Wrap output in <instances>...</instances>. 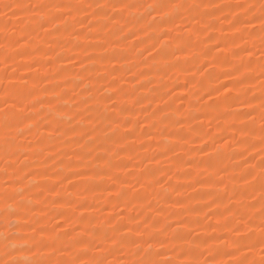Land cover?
<instances>
[{
	"label": "rangeland",
	"instance_id": "374dc122",
	"mask_svg": "<svg viewBox=\"0 0 264 264\" xmlns=\"http://www.w3.org/2000/svg\"><path fill=\"white\" fill-rule=\"evenodd\" d=\"M159 2L0 0V109L17 93L11 132L0 112V264L74 259L81 231L107 233L112 264H133L137 250L119 241L145 219L152 251L172 264L207 259L205 240L232 251L231 228L258 241L261 192L245 177L259 175L264 152L245 133L264 123L259 21L255 32L247 23L262 0H177L199 7L174 22H162L170 9L149 15ZM37 4L49 7H27Z\"/></svg>",
	"mask_w": 264,
	"mask_h": 264
},
{
	"label": "snow or ice",
	"instance_id": "6c2138e0",
	"mask_svg": "<svg viewBox=\"0 0 264 264\" xmlns=\"http://www.w3.org/2000/svg\"><path fill=\"white\" fill-rule=\"evenodd\" d=\"M4 8L12 9L14 6L12 4H4ZM15 7H20V5H16ZM29 9L39 10L46 7H49L48 5L43 4H37V5H28ZM52 7L56 8H68L71 10L74 5L68 4V5H53ZM79 7V6H75ZM87 7L91 8L92 5H87ZM99 8L103 9L104 5H98ZM113 8L116 7V5H112ZM122 8L127 7H137V5H121ZM149 9V15L151 16L153 12H157L161 9H170L173 14L168 13L166 14L165 21H173L176 18H179L182 16L181 9H184L185 7L195 8L199 7V5H184L183 3L177 2V0H161L159 3L150 4L147 6ZM236 7L244 8L245 6L243 4H237ZM254 5H249L248 9L249 11L254 9ZM261 15L259 18L253 17L247 21L248 24L253 26L254 32L257 29L256 20L258 19V33H259V39L261 42V48H260V57H261V63H260V77L264 78V0H262L261 5ZM13 15H16L15 12H13ZM153 22L156 21V16H152ZM7 31L6 28H0V32ZM2 47V46H0ZM219 48V45H217ZM223 49H221L222 51ZM245 51L249 52L250 56H254L255 53L251 52L248 49H245ZM143 53H141L142 55ZM7 59L9 57L5 58V63H7ZM264 83V79L261 81ZM227 92H231V89L228 88V85L222 86ZM115 91V89H113ZM17 93H5V97L3 100V104L5 106L4 109H0V112H3V121L2 126L7 129L9 132H11L17 122V114L12 111H6L9 107L10 103V96H15ZM209 95H211L209 93ZM229 97L225 95V100H227ZM109 100H112V97H109ZM114 102V101H113ZM12 107L14 108L15 105L13 104ZM260 112H261V120L264 121V90H262V94L260 97V104H259ZM249 117L252 116V113H247ZM119 127V125H117ZM246 135H251L253 137H256L259 139V142L261 144V152H264V123H262L260 132L257 136V133L254 131L245 133ZM14 140L15 137H9L5 136L4 140L5 142H8L9 140ZM255 145H253L254 147ZM203 151V149H202ZM248 177H251L249 180ZM246 183L249 184L250 187H254L256 183L259 184V190L261 192V200L259 202V215H260V236L258 241H253V236H255V233L246 234L242 231L241 228L235 227L231 228V231L238 237L233 243H234V249L232 251H225V249L222 248H216L214 252L211 251L212 245L209 243L208 240L203 241V246L207 249H209V257L203 261L199 259H194L190 262V264H223L222 261L218 260L217 257L221 255H228L232 258L231 264H264V156L261 157L260 161V173L259 175H255L251 169H249L247 176L245 177ZM59 195V193H57ZM117 195H120V193H117ZM138 195V193H137ZM250 207L256 208V204H251ZM231 215H235V213H231ZM225 220H227V217H225ZM219 223V221H218ZM149 221L145 219L141 224L138 223V226L135 229L127 228V234H123V238L119 241V244L121 246H126L128 244H131L135 247L136 255L139 257L138 260L134 261L133 264H172L171 261L168 260H161L159 259L160 256L163 255L160 251L153 252V244L151 243L152 236L151 234H148L144 231V228L148 227ZM227 227V225H225ZM59 227V226H57ZM113 233L120 230L117 225H111ZM99 231V230H97ZM148 235L149 239L144 240V237ZM188 236L191 235V233L187 234ZM108 238L107 233L104 234V237L101 238L99 241L93 237L90 238L88 233L81 231L80 234L77 237H73V244L72 246L77 249V255L74 259L67 260V261H58L57 264H112V261L108 259L110 255H112L113 250L109 248H105L103 246L104 239ZM177 239H187V236L183 233H176ZM197 240L199 237L197 236ZM211 239V238H209ZM221 239H224V237H221ZM141 240H143V243L147 245V247H143ZM43 243V241H41ZM113 243H116V241H113ZM163 246V245H162ZM201 247L200 244H197L195 246V249H189V253H193L195 250H198ZM253 247H259L261 258L259 260H253L249 259V257L244 254L243 248H247L249 251L252 250ZM90 253H93L91 256ZM96 253H99L97 255ZM239 253V255H237ZM203 253H201L202 255ZM4 264H20L19 261H4ZM36 264H39V262H36Z\"/></svg>",
	"mask_w": 264,
	"mask_h": 264
}]
</instances>
